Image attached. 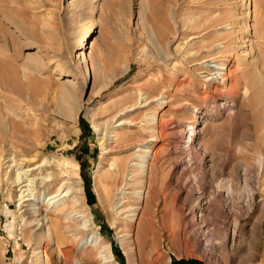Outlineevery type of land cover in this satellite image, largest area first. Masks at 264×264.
I'll return each instance as SVG.
<instances>
[{"label": "rangeland", "instance_id": "rangeland-1", "mask_svg": "<svg viewBox=\"0 0 264 264\" xmlns=\"http://www.w3.org/2000/svg\"><path fill=\"white\" fill-rule=\"evenodd\" d=\"M9 106L30 130L14 145L0 128V264H65L67 250L132 264L134 233L160 242L163 264H264V0H0L8 121ZM20 173L32 183H13ZM206 216L199 246L191 217Z\"/></svg>", "mask_w": 264, "mask_h": 264}, {"label": "bare ground", "instance_id": "bare-ground-1", "mask_svg": "<svg viewBox=\"0 0 264 264\" xmlns=\"http://www.w3.org/2000/svg\"><path fill=\"white\" fill-rule=\"evenodd\" d=\"M75 84H76V78L75 77H72L71 76V77H69L67 79V85H69L71 87H74ZM75 89H76V87H75ZM24 90L25 89H23L22 92ZM64 90L65 91L63 93L64 94L63 95V100H65V101H66L65 98H68V96H69L68 99H70V96L73 98L74 97L73 96L74 93H76V92L73 93V91L71 89H69V88H65ZM18 91H20V90H18ZM22 92H19V93L21 94ZM63 107H64V110H65V113L64 114H67V106L65 104H63ZM9 109L12 112L11 117H10V121H8L6 119V117H4L0 113V128H1V131L5 132L7 134H11L12 137H14L13 138V144L14 145H20L22 143V137L19 136L18 133L24 132L25 134H27L28 131L30 130L28 127L25 126L26 125V122H27V117H24L23 114L20 113V111H17L14 107L9 106ZM1 118H3V119H1ZM11 122H14V123L11 124ZM33 131L36 132L35 129H33ZM195 135H196V131H195L194 127H192V131H191V133L189 134V137H188V140H189V142H191V144L194 142ZM143 148H146L147 149V151H146L147 152V156H145L144 157V160L142 161V163L139 164V168H140V171L142 172V174L145 177L148 176V179L151 180L152 179V176H153V173H154V168L156 166V163H153L150 160V154L149 153L151 151H150V149H148L150 147L148 145H143ZM124 170H125L124 165H121L119 167V172L122 173ZM49 177L50 176H45V178H43L40 181V183L41 184L44 183L45 181H47V179ZM101 180H102V178L99 180L100 181L99 184L101 183ZM27 181L30 184V182L33 181V180H29L28 179V174L27 173H23V174L20 173V175L17 176V179H15V181H13V183L14 182L15 183H18L19 182V184H23L22 186H28L27 184H25V182H27ZM27 195H29V193L26 194V195H23V196L21 195V198L20 199L23 200L25 198V196H27ZM216 195H215V197H216ZM203 196L204 195L203 194H200V193H199V195L195 196V193L192 192V191H190V190H187V192H186V199L193 200V203H194L193 204V207L194 208H200L201 211H202L203 205H204L203 200L205 199ZM54 197H56V196H54ZM218 197H221V196H218ZM218 197H216V198H218ZM106 198H107L106 200H107V203L108 204L112 203V202H110L111 201L110 194H108V197H106ZM210 198H213V196L210 197ZM254 198H255L254 195H252L251 198H250V200L252 201V200H254ZM24 201H26V200H24ZM149 205H150L149 199L146 198V202H145V208H146V210L150 207ZM82 217L85 218L84 215H82ZM145 219H149V220L151 219L149 217V214H147V211H143L142 215H139L136 218V220H134V222L137 225H140ZM191 224H192V227L193 228H192V232L188 233L189 239H192L199 246H201L203 244H206L208 242V239L210 238V234H211V231H210V229H209L208 226H210L212 224V218L210 216H206V218H202L201 224H199L197 226L196 225L197 224L196 223V220L194 219V217H191ZM43 225H44V223L40 225V220H39L38 223H37V226H38V230L36 229L37 232H39V233H43L44 232V230L42 228ZM84 226H85V229L89 230L88 227L90 226V224H88V221H86V223H85ZM53 228L54 227L51 228V226H49V232L48 233H50V230H52V232H51L52 235L53 236H56V238L58 240V236H59V233L58 232H60V224H58L55 227V229H53ZM87 242H90L91 244H93L95 246L101 245V241L99 240L98 236H91V237H89V239L87 240ZM138 242H139L138 241V236L136 235V233L133 234V239H131V240H129L127 242V246H128L127 254H128V257L130 258V261L132 262V264H145L141 260V258H140L142 252H146V254L149 255V256H151V257L153 256V254H154L155 251H156V254L159 253L158 252V247L160 245V242L159 241H157L155 243V249L152 246L151 247H148V249L146 247L145 248H141ZM48 246L49 245H47L46 246V249H45V253L46 254L50 252ZM101 252L103 253L102 257L104 258V260L106 261V263H112V261H114L113 260V257L114 256H113V253L110 251V247L103 246ZM65 254L67 256L66 261H65V264H87L86 262L82 261L79 258H74V260H72L71 251L70 250L65 251ZM50 255L52 256V254H50ZM157 255H159V256L157 258L152 259L151 261H149L148 264H163V258H162V256L160 254H157Z\"/></svg>", "mask_w": 264, "mask_h": 264}, {"label": "trees", "instance_id": "trees-1", "mask_svg": "<svg viewBox=\"0 0 264 264\" xmlns=\"http://www.w3.org/2000/svg\"><path fill=\"white\" fill-rule=\"evenodd\" d=\"M175 264H179V263H175Z\"/></svg>", "mask_w": 264, "mask_h": 264}]
</instances>
